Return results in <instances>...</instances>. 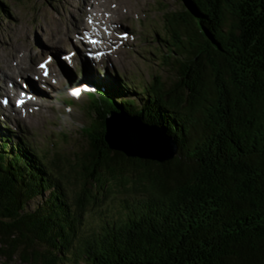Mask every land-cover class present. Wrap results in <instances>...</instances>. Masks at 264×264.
Instances as JSON below:
<instances>
[{
  "label": "trees",
  "instance_id": "16d2710c",
  "mask_svg": "<svg viewBox=\"0 0 264 264\" xmlns=\"http://www.w3.org/2000/svg\"><path fill=\"white\" fill-rule=\"evenodd\" d=\"M180 3L164 14L159 43L171 81L154 75L136 104L125 82L88 78L94 118L80 128L83 149L61 157L66 172L57 165L54 173L25 137L2 129V264H264V0ZM112 114L163 132L176 142L174 156L158 161L113 146ZM91 185L126 197L82 235L83 208L97 199Z\"/></svg>",
  "mask_w": 264,
  "mask_h": 264
},
{
  "label": "rangeland",
  "instance_id": "374dc122",
  "mask_svg": "<svg viewBox=\"0 0 264 264\" xmlns=\"http://www.w3.org/2000/svg\"><path fill=\"white\" fill-rule=\"evenodd\" d=\"M121 2L119 0L104 1L105 13L99 12L101 8L96 5L97 9L90 7L88 0H4L0 2L2 6L0 57L3 56L4 60L6 57H11L6 63L7 65L10 63L12 68H17L18 62L23 68L33 66L32 70H28V76L22 77L21 74L18 75V72L15 73V70L4 71L3 59L0 58V86H2V89L0 88V142L4 134L2 129L7 127L18 137H25L26 142L39 155H42V160L54 173L59 169L57 165L62 166L60 170L66 172L67 166L64 165L65 162L61 157L64 155L72 159L75 152L83 149L84 139L80 135V128L87 126L94 118V115L89 117L90 114L87 113L88 97L85 95L75 100L71 97V88L81 85L88 78L95 81L99 79L105 84L119 80L121 84L122 82L127 84L126 98L130 97L138 104L136 100H138L140 87L150 81L154 75L161 77L164 83L171 81L172 70L162 67V61L166 59L162 57L165 53V44L159 43L166 34L164 14L167 11L180 10V0H122ZM114 8L118 9L116 18L106 11L107 9L111 12ZM119 13H122V16ZM91 16L95 19L93 20ZM110 17L113 20L108 24L107 19ZM98 30H101L108 38L100 37ZM88 36H96L94 37L96 43L89 44ZM57 39L60 40L55 43L57 46L55 47L54 41ZM107 42L112 43L110 45L112 49L102 48ZM87 51L93 55V58L88 57L89 53H85ZM96 51L99 52L98 55L95 54ZM70 52H74L75 55L66 60L61 59ZM12 53L14 56H9ZM20 58L22 61H19ZM42 61H47L48 64L39 70L38 62ZM50 69L57 75L49 74ZM43 71L46 72V78H41ZM22 78H26V81ZM10 82L17 83L15 88L17 93L11 89ZM26 82L27 84L33 82V87L28 86V90L30 89L31 94L35 93L39 96H35L33 104L15 106L14 100L18 94L23 92V95H20L21 98L23 96L22 99L28 94L26 88H22L23 85L26 86ZM3 87L9 93V97H6ZM114 120H111L112 125ZM117 122L115 121V124ZM133 125L137 127V122H133ZM115 137L121 143H125L122 132ZM12 139L14 140L15 137ZM64 184L67 194L72 198L78 187L74 185L70 176L65 178ZM105 187L91 185L92 193H96L97 199L83 208L79 224V232L82 235L96 227L100 220H110L115 216L121 200L126 197L119 187H108L107 190ZM135 195L143 197L142 195L145 194L136 192ZM38 200L39 198L30 202L27 209L36 207ZM72 200L70 199L71 203Z\"/></svg>",
  "mask_w": 264,
  "mask_h": 264
},
{
  "label": "water",
  "instance_id": "95a60500",
  "mask_svg": "<svg viewBox=\"0 0 264 264\" xmlns=\"http://www.w3.org/2000/svg\"><path fill=\"white\" fill-rule=\"evenodd\" d=\"M112 119H115L113 125L108 123L109 120L112 123ZM108 121L107 136L112 145L118 146L128 154L163 161L173 157L176 152L177 145L174 140L165 137L164 133L157 129H145L136 119L126 117L123 114H112ZM115 121L119 122L115 124ZM135 121L137 127L133 125ZM117 124H122V127L116 126ZM136 128L138 129L136 130ZM119 132L124 135V144L115 137Z\"/></svg>",
  "mask_w": 264,
  "mask_h": 264
},
{
  "label": "bare ground",
  "instance_id": "6f19581e",
  "mask_svg": "<svg viewBox=\"0 0 264 264\" xmlns=\"http://www.w3.org/2000/svg\"><path fill=\"white\" fill-rule=\"evenodd\" d=\"M104 1L106 2L107 0H93V1H91V0H88V2H90V7H93V8H95V9H97L96 7L98 6V7H100L101 8V10L99 11V12H104L105 13V11L103 10L105 7H104ZM120 2L122 1V0H119ZM92 3V4H91ZM119 4V6H120V3H118ZM121 4H122V2H121ZM95 5H96V7H95ZM87 7V6H86ZM121 8V7H120ZM119 8V9H120ZM88 10V13L87 14H89V9H87ZM118 9H111V12H109L107 9H106V11H107V13L108 14H110L113 18H116V11H117ZM120 11V10H119ZM121 12V11H120ZM122 12H123V10H122ZM115 13V14H114ZM122 13H119V15H121ZM116 15V16H115ZM124 15V14H123ZM115 16V17H114ZM122 16V15H121ZM112 17H110V19H107L108 21H107V23L108 24H110L111 23V21L113 20L112 19ZM91 18H93V20L95 19V17L94 16H91ZM121 18V17H120ZM106 22V21H105ZM104 22V23H105ZM78 23L79 24H82V22H80V21H78ZM83 25V24H82ZM84 27V26H83ZM97 33L100 35V37H105V38H108V36H105V35H103V32L101 31V30H98L97 31ZM61 39V38H60ZM60 39H57V40H55L54 41V45H55V43L58 41V40H60ZM55 47H57L56 45H55ZM16 48V47H15ZM13 51H15V50H13ZM17 51V50H16ZM12 52V51H11ZM15 53V52H14ZM9 56H14V54L12 53V54H10ZM1 59H3V63L5 64H3V66H4V68H3V70L5 71L6 69H10V70H15L14 72L16 73V72H18L19 74L18 75H20L21 74V76L23 77H25V75H27L28 76V70H32L33 69V66H31V67H25V68H23L22 66H21V64H19V62L17 63V65L16 66H18L17 68H19V69H17L16 67H13L12 68V66L10 65V63L7 65V63H6V61L7 60H9L10 58H8V57H6L5 59L6 60H4V58H3V56L2 57H0ZM33 58V56L31 57V59ZM19 61H22V58H20V60ZM22 63V62H21ZM16 64V63H15ZM24 65V64H23ZM50 71V73L49 74H53L54 73V76H56L57 75V73L55 72V71H51V69L49 70ZM22 80L23 81H26V78L25 79H23L22 78ZM10 81V80H9ZM8 81V82H9ZM33 83V82H32ZM32 83L30 82V83H28L27 84V82H26V86L25 85H23L24 87H22V88H26V90L28 91V94H27V96L26 97H24V99H23V102H22V104L21 105H23V104H33V100H35L34 98H35V96H39V95H36L35 93L34 94H31L30 92H29V90H28V86H29V88L32 86ZM10 84L12 85V90L15 92V93H17V91L15 90V88L17 87V83L16 82H10ZM24 84V83H23ZM2 85V84H1ZM6 87V86H5ZM33 87V86H32ZM31 87V88H32ZM0 88L2 89V86H0ZM0 89V90H1ZM3 89H4V87H3ZM3 91H5L6 93H5V95H6V97H9L10 95H9V93L4 89ZM19 93V92H18ZM38 93V92H37ZM8 95V96H7ZM19 98H21V96H19ZM22 98H23V96H22ZM25 99H27L26 101H25ZM36 102V101H35ZM117 125H119V124H117Z\"/></svg>",
  "mask_w": 264,
  "mask_h": 264
},
{
  "label": "snow or ice",
  "instance_id": "6c2138e0",
  "mask_svg": "<svg viewBox=\"0 0 264 264\" xmlns=\"http://www.w3.org/2000/svg\"><path fill=\"white\" fill-rule=\"evenodd\" d=\"M74 94H76V95H79V92L77 91L76 93H74Z\"/></svg>",
  "mask_w": 264,
  "mask_h": 264
}]
</instances>
